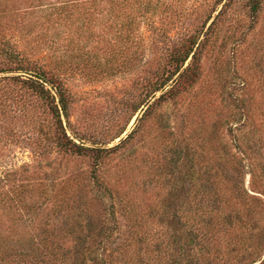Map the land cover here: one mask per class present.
<instances>
[{
	"label": "rangeland",
	"instance_id": "obj_1",
	"mask_svg": "<svg viewBox=\"0 0 264 264\" xmlns=\"http://www.w3.org/2000/svg\"><path fill=\"white\" fill-rule=\"evenodd\" d=\"M220 1L0 0V39L62 81L68 139L87 149L120 145L103 160L98 184L92 152L57 147V119L18 80L32 72L0 58L12 67L0 73V238L18 252L62 239L78 244L77 260L83 251L92 258L105 251L107 264H131L139 241L148 243L142 235L174 232L175 212L197 198L187 177L200 175L196 184L216 192L220 158L219 168L238 177L234 138L244 143L264 123V0L257 14L249 0ZM199 31L198 77L160 101L192 56L153 93L156 81L171 76L175 57ZM249 108L254 119L244 123ZM244 173L238 181L263 199ZM8 255L0 254V264Z\"/></svg>",
	"mask_w": 264,
	"mask_h": 264
},
{
	"label": "trees",
	"instance_id": "obj_2",
	"mask_svg": "<svg viewBox=\"0 0 264 264\" xmlns=\"http://www.w3.org/2000/svg\"><path fill=\"white\" fill-rule=\"evenodd\" d=\"M227 1L224 7H227L233 0ZM262 1L249 0L253 13L259 12ZM223 2L224 0H221L219 4L221 5ZM213 25L215 26V23L211 25L212 28ZM202 33L199 31L192 37L189 47L175 57L174 62L177 68L171 76L164 81L162 79L156 81L153 93L164 90L170 78L192 56L193 61L181 74L180 80L175 87L170 89V92L161 95L160 101L166 99L168 95L173 96L183 79L189 81L198 77L199 60L197 56L199 53L194 52V48ZM203 44L205 43L203 42L201 45ZM0 58L7 60V64H15V69L35 73L31 76L36 79L33 77L16 78L26 84L28 89L49 107L57 119L55 122L57 130L55 143L62 152L77 156H86L88 155L87 151L92 152L95 163L93 178L100 184L99 172L103 166V160L117 147L120 148V145L110 149H87L72 143L64 131L61 119L62 112L68 115L69 98L62 81L49 76L44 69L35 68L12 47L9 40L4 38L0 39ZM10 69L0 63V73L8 72ZM47 84L56 89L60 104H57L56 97L47 88ZM251 118L254 119L251 108L247 111L242 110L241 119L244 123H249L248 120ZM133 134L134 132L130 133L122 144L131 139ZM252 137L247 140L245 138L244 143H240L239 138H234L240 156L235 155L236 159L234 158L232 164L233 168H236V164H238L241 169L237 170L238 177L229 176L224 168H219L225 162L220 158L217 164L220 166H216L217 174L213 177L216 192L210 191L202 182L196 184L195 180L199 179L200 175L187 177L193 181L195 189H191L190 192H194L197 198L194 197V201L190 204L188 202L186 208L182 207L175 212L178 220L171 223V225L174 224L171 227L174 232L165 230L159 237H150L149 241L147 240L149 235H142L141 239L148 243L142 247L139 241V247L136 246L134 252L131 253V264H264V198L258 199L238 181L247 168L254 180V188L264 197V123L260 129L256 127ZM191 160L194 161V158L188 159V161ZM230 164L229 162V167H231ZM212 170L208 173L211 174ZM192 204L194 206H190ZM206 206H209L208 209H203ZM201 211L202 214L198 215L197 213ZM3 239L0 238V254L5 252L7 255L9 254L7 264H79L81 258H83L82 264L87 260L94 264H107V258L104 257L105 251L103 254H96L94 258L91 257L92 253L86 254L83 251L82 257L77 260L74 252L78 248V244L75 242L68 245L66 240L44 238L38 242L33 241L35 243L33 249L24 248L18 252L13 246H10L8 240Z\"/></svg>",
	"mask_w": 264,
	"mask_h": 264
}]
</instances>
